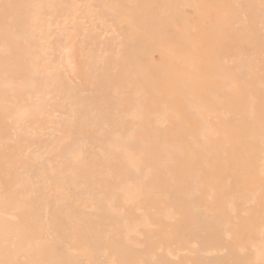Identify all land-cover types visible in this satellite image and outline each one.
<instances>
[{
	"label": "rangeland",
	"instance_id": "obj_1",
	"mask_svg": "<svg viewBox=\"0 0 264 264\" xmlns=\"http://www.w3.org/2000/svg\"><path fill=\"white\" fill-rule=\"evenodd\" d=\"M0 264H264V0H0Z\"/></svg>",
	"mask_w": 264,
	"mask_h": 264
}]
</instances>
